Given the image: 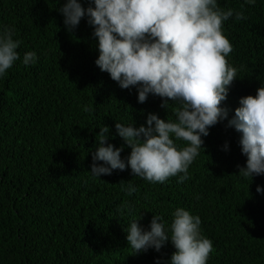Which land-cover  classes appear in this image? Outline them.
<instances>
[{
  "label": "trees",
  "instance_id": "obj_1",
  "mask_svg": "<svg viewBox=\"0 0 264 264\" xmlns=\"http://www.w3.org/2000/svg\"><path fill=\"white\" fill-rule=\"evenodd\" d=\"M66 2L0 0V30L11 27L22 41L21 60L0 79V264H168L177 251L171 241L160 252L136 254L126 228L141 218L151 230L155 214L170 226L180 207L201 217L202 234L214 243L208 264H264V194L257 191L264 175L239 176L248 158L242 134L228 127L241 98L264 86V0H218L245 17L224 23L238 78L222 102L228 120L203 138L184 183L179 176L152 183L130 165L101 178L91 172L102 127L126 159L132 148L117 122L147 126L152 113L175 120L180 105L162 107L164 98L152 94L140 103L136 87L123 89L102 71L94 27L85 17L70 32L59 11ZM31 51L39 62L25 66ZM129 183L137 188L132 196Z\"/></svg>",
  "mask_w": 264,
  "mask_h": 264
},
{
  "label": "clouds",
  "instance_id": "obj_2",
  "mask_svg": "<svg viewBox=\"0 0 264 264\" xmlns=\"http://www.w3.org/2000/svg\"><path fill=\"white\" fill-rule=\"evenodd\" d=\"M256 2L246 0L251 5ZM59 11L70 32L87 17L98 38L96 64L121 88L136 87L140 103L152 94L164 98L162 107L168 108L169 101L180 105L175 120L152 113L147 126L117 122L118 135L132 148L126 159H122V147L109 143L111 129L102 127L93 155V175L101 178L130 165L136 177L149 182L165 183L179 176V182L184 183L190 178L191 165L205 149L203 138L210 135L212 127L228 120L230 110L222 107V102L228 99L239 69L227 59L234 46L224 34V23L234 15L237 20L245 19L243 12L224 11L218 0H90L87 8L81 0H67ZM14 36L11 27L0 30V79L21 60L18 49L22 41ZM38 62L35 51L23 56L25 66ZM240 105L228 127L242 134L240 145L248 158L239 176L253 181L264 175V86L257 95L241 98ZM125 191L132 196L137 188L129 183ZM257 191L264 194V186ZM139 220L126 228L136 254L150 249L160 252L171 241L177 251L168 264H208L215 251L213 241L202 234L201 217L183 207L174 211L170 226L156 214L151 230ZM156 264H161L159 258Z\"/></svg>",
  "mask_w": 264,
  "mask_h": 264
}]
</instances>
